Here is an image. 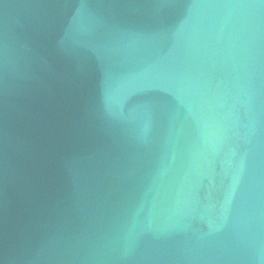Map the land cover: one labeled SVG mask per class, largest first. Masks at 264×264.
<instances>
[{"label": "water", "instance_id": "95a60500", "mask_svg": "<svg viewBox=\"0 0 264 264\" xmlns=\"http://www.w3.org/2000/svg\"><path fill=\"white\" fill-rule=\"evenodd\" d=\"M0 264H264V0H0Z\"/></svg>", "mask_w": 264, "mask_h": 264}]
</instances>
